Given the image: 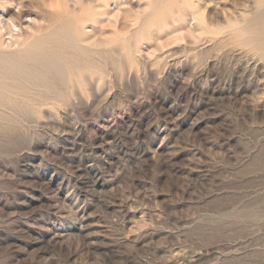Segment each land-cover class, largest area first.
<instances>
[{
    "label": "rangeland",
    "instance_id": "374dc122",
    "mask_svg": "<svg viewBox=\"0 0 264 264\" xmlns=\"http://www.w3.org/2000/svg\"><path fill=\"white\" fill-rule=\"evenodd\" d=\"M27 1L61 10L59 0ZM140 2L113 11L134 15L147 8ZM32 10L22 30L50 34ZM112 20L105 11L87 28L109 43L93 57L84 94L43 85L0 106V264H264V75L237 54L259 52L189 46L186 28L185 38L168 28L120 45L108 40ZM8 36L4 49L18 51L24 38Z\"/></svg>",
    "mask_w": 264,
    "mask_h": 264
},
{
    "label": "bare ground",
    "instance_id": "6f19581e",
    "mask_svg": "<svg viewBox=\"0 0 264 264\" xmlns=\"http://www.w3.org/2000/svg\"><path fill=\"white\" fill-rule=\"evenodd\" d=\"M137 1H139V4L141 3L140 0H137ZM141 1L145 2V6H147L146 9L141 10V12H137V13L135 12L136 14L135 13H134V15L132 14L133 16L127 15L128 14L127 13L126 16L123 17V15H122V17H121V13L113 11V8L119 9V7L121 5H127V6L132 5L134 3V0H64V1L59 0L58 5L61 6V10L56 11V12L44 11L42 8H40V6H38L39 3L33 4V2L29 3L27 0H0V106L5 105L7 103H13L15 97L18 98V96L37 92L42 88L43 85H46L47 87L52 88L53 84H56V85L60 84V85H63V87L69 86L70 90L74 93H76V91H79V90H81V93H82V90H85L86 84H88L95 77L96 71L94 68L95 66H93L94 65L93 57L98 54V50H97L98 47L100 45H107L109 43V41H106V40L101 41L98 38H96V36H94L92 32L87 31V28L90 26L93 29V31H95L97 29V26L95 24H97V20L99 19L100 16H102V18H103L105 11L108 12V14L111 16V19H113L112 23H111V27H112L113 32H114V38H113V40L108 39V40L113 41V43H117L120 45H127V44L134 41V43H136L135 44V46H136L137 40L139 39V37L142 36V34H144V33L149 34L152 30H155V31L158 30L159 33H164V31L169 28L170 31H172L174 33H178V32H180L186 28V29H188L189 35L191 36V38H190L191 40L188 41V43H190L189 46H191L192 44L195 45L196 43H200V44L202 43L206 46H209V45L214 43L215 45H218L219 47H222V48L223 47L228 48L229 46L230 47L231 46H236V47L241 46V47L254 48L259 53H251L249 51L242 50V48L238 49L235 47L236 49H238L237 54H238L240 60L244 61L246 63V67H247L248 72H250L252 75H255L257 73L264 75V70H262L260 68L262 62L264 63V0H254V2H253L254 7L253 8L249 7V4H248V7L252 8V9H244L245 8L244 7L243 9L241 8V9H237V10H232L233 8L230 9V7H227L224 5L219 6V2L215 1V0H209V1H204V0H141ZM47 2H48V0H47ZM50 2H52V4H53L54 1H50ZM220 2H222V1H220ZM230 2H232V0ZM142 4H143V2H142ZM97 5H98V9H103V11L96 10ZM222 6H224V7H222ZM34 7H35V9L37 8L38 10H40V12L43 14V20H45V22H47V26L44 29L47 31L48 30L51 31V33L49 32L50 34H47V32L43 33L39 38H34V36H31V35H29V33L22 30L23 18H28V19L31 18L32 14L34 13L32 8H34ZM79 7H80V10H77ZM54 8H56V7H54ZM137 8H138V6H137ZM114 10H116V9H114ZM138 10H140V9H138ZM214 11H215V13L213 15ZM207 12L209 13V15H206ZM11 14H13V15H11ZM108 19H105V20H108ZM35 21H37V20H34V22ZM100 24H102V23H100ZM102 25H104V24H102ZM105 26H107L106 23H105ZM16 29H18L17 35L14 34V33H16L15 32ZM132 30L135 31L134 34L130 33V31H132ZM123 31H125L127 33L124 32L125 34H122ZM184 31L186 32V30H184ZM172 32H170V33H172ZM108 33H110V32H108ZM167 33H169V32H167ZM174 33H172V34L174 35ZM182 33H184V32L182 31ZM165 34H164V36H165ZM172 34H169V35H172ZM6 35H9L12 38V40L16 39L17 37L18 38L23 37L24 40L23 39L22 40L24 43L22 44V47L18 51H15V50L11 51L12 47H11V49H9V51L4 49V47L13 46L12 44L10 46H6V39H5ZM166 35H168V34H166ZM182 35H183V37H184V35L186 36L185 33ZM175 36H176V34L174 35V37ZM50 38H53V39L59 38L61 40H59L58 45L57 44L55 46L52 45V47H51V46L43 43L45 40H48ZM153 39H155V38L153 37ZM178 39H179L178 37H175V38H172L171 40H177L178 41ZM19 40H20V38H19ZM164 40H166V39H164ZM194 40H197V42H194ZM9 41H10V39H9ZM26 41H27V43H26ZM10 42H8V43H10ZM152 42L155 43V40H152ZM162 42H165V41L162 40ZM181 44H183V43H181ZM16 45H18V44H16ZM160 45H162V44L160 43ZM183 45H185V44H183ZM195 46H197V45H195ZM198 46L200 47V45H198ZM14 48H15V46H14ZM161 48H162V46H161ZM171 48H172V46H171ZM205 48H207V47H205ZM34 49H36L37 52L31 53V51H33ZM124 49H125V47H124ZM124 49H123V51H124ZM69 51H71V52H69ZM189 51H190V48H189ZM251 51H253V50H251ZM228 52H230V51H228ZM67 53H68L70 59L66 58V60H64V61L61 60L62 58L59 59L60 56L64 57V55ZM185 54H184V56H185ZM20 55L23 56L22 59L20 58ZM118 55H120V54L118 53ZM121 55H123V54H121ZM134 55H138V54L136 53ZM176 56H177V54H176ZM219 56H220V54H219ZM139 58H141V57H139ZM171 59H172V57H171ZM104 60L105 59L103 58V61ZM112 61H114V58ZM105 62H108L107 59ZM244 62H243V64H244ZM122 65H125V64H122ZM119 67H121V66H119ZM112 69H113V67H112ZM116 69H118V68H116ZM131 71H133V69ZM247 71H245V72H247ZM109 76H110V74H109ZM246 77H244V79ZM248 78H250V77H248ZM246 81H248V80H246ZM39 82H41V83H39ZM100 83H102V82H100ZM104 83H106V82L104 81L103 84ZM262 84H263V82H261V80H260V83L258 82L259 87ZM90 85H92V84H90ZM97 85L98 84H96V86ZM99 87H102V86H99ZM51 90H53V89H51ZM102 90L100 91V93H102ZM44 91L46 92V90H44ZM85 91H87V90H85ZM40 92L41 93L39 94V96H43L46 98H53V97L57 96L56 94L59 93L58 91H55V90H54V92L48 91L47 93H43L42 91H40ZM68 92L70 93V91H68ZM60 93L62 94V92H60ZM65 93H64V95H65ZM77 94H79V93H77ZM82 94H84V93H82ZM90 94H92V92ZM251 97L253 98V96H251ZM263 97H262V99H264ZM59 99H61V98H59ZM64 99H65V97H64ZM39 100H40V98H39ZM91 100L92 99H90V101ZM65 101H68V99ZM45 102L46 101H44V103ZM55 102H57V101H55ZM18 103H22V102H18ZM24 103L26 104L27 102H24ZM60 103L61 102H59V105H61ZM29 104H31V103H29ZM65 104L67 105L66 102H65ZM77 104H78V102H77ZM46 105L47 104H45V106ZM54 106H57V105L54 104ZM15 107H17V105H15ZM57 107H59V106H57ZM22 108L23 107H21V109ZM1 110H3V109H1ZM9 110H8V112H9ZM3 111H7V110L4 109ZM21 111H23V110H21ZM31 112L32 111H30V113ZM33 112H35V111H33ZM10 113H11V111H10ZM32 116H33V114H32ZM9 120H10L9 122H11V119H9ZM85 170H87V169H85ZM87 172H88V170H87ZM89 179H90V177H89ZM114 209H115V207H114ZM122 210H123V208H122ZM126 219H125V221H127ZM131 223H132V221H131ZM177 251H176V254L178 253ZM174 252H175V250H174ZM172 253H173V251H172ZM181 253H182V251H181Z\"/></svg>",
    "mask_w": 264,
    "mask_h": 264
}]
</instances>
